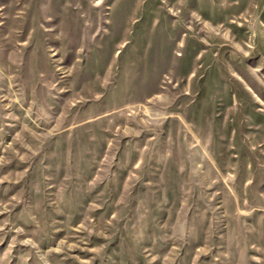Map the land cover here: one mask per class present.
Here are the masks:
<instances>
[{"label": "rangeland", "instance_id": "obj_1", "mask_svg": "<svg viewBox=\"0 0 264 264\" xmlns=\"http://www.w3.org/2000/svg\"><path fill=\"white\" fill-rule=\"evenodd\" d=\"M0 264H264V0H0Z\"/></svg>", "mask_w": 264, "mask_h": 264}]
</instances>
